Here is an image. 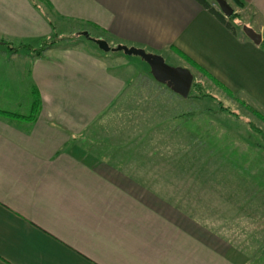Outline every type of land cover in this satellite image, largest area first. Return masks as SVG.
Returning a JSON list of instances; mask_svg holds the SVG:
<instances>
[{
    "label": "crops",
    "instance_id": "obj_1",
    "mask_svg": "<svg viewBox=\"0 0 264 264\" xmlns=\"http://www.w3.org/2000/svg\"><path fill=\"white\" fill-rule=\"evenodd\" d=\"M241 1L246 25L263 40L264 0ZM59 23L61 35L84 24L109 43L173 58L175 68L208 75L234 106L264 117V46L231 32L196 0H0V86L11 89L18 74L30 98L27 114L0 108L13 115L0 114V264H253L245 244L232 241L228 205L210 223L188 209L232 195H204L199 179L171 177L169 164L148 161L150 133L138 134L150 128L148 117H138L141 125L132 119L127 128L136 129L121 128L127 117L109 129L131 89L109 63L121 57L65 39L39 52ZM166 118L183 139L178 147L212 155L211 175L241 186L242 201L253 186L264 188V147L251 134L215 124L225 117H198L192 137L186 117ZM235 132L224 146L220 139Z\"/></svg>",
    "mask_w": 264,
    "mask_h": 264
},
{
    "label": "rangeland",
    "instance_id": "obj_2",
    "mask_svg": "<svg viewBox=\"0 0 264 264\" xmlns=\"http://www.w3.org/2000/svg\"><path fill=\"white\" fill-rule=\"evenodd\" d=\"M208 1L212 2L213 6L219 10L218 5L214 0ZM226 1L232 7L233 12L235 10V13L238 14L239 17L238 19L234 20V23L238 32L244 34L242 31V26L246 25V22L249 21V15L246 16L244 14H250V11L240 9L231 0ZM255 26L258 27L259 25L256 24ZM61 29L62 25L60 23L55 26L54 34L52 35L49 42H51L52 39H54L56 42L58 40L65 39L69 41V43H81L82 47L85 49H93L94 51L102 54L107 53L108 55H111V57H115L114 55H117L122 59L117 61L111 60L109 63L114 72L121 73L126 79H130L131 89L128 92L126 97L127 99L123 100V104L117 108V112L120 113V117L117 115V117L110 118H113L114 122H112V120L109 122V129L112 125H118L117 123L121 122V120L125 119V117H127L129 122H125V120L122 121L121 128H123L125 125L127 128L130 122H139L138 117H148L150 120L149 124L151 125L150 128L152 130L149 131L150 128H147L143 125L138 132L139 135H146L150 133L149 137L144 139L147 141V143L144 144L149 147L152 152L148 156V161H153V163L158 165L169 164L170 169L172 168L170 173L171 177H184L188 180L190 178H193L194 180L196 178L199 179L203 183L202 188L204 195H210L211 193H219L218 196H220V194L232 195L234 199H232L229 203L221 202V200L214 203L210 199L209 201H204L202 204L197 205L196 207L195 203H193L192 206L189 205L188 209L192 210L194 213L195 211H197V213L198 211H202L199 216L206 217L205 221L210 223L212 220L211 218L216 217L215 212L218 211L220 215H224V211L228 205L230 210L228 225L229 228H231L230 236L232 241L239 244H245V251L249 254V258H251V262L253 264H264V200L260 201L259 199L260 194L264 195V188L261 187V189H258L256 186L252 185V189L256 190L255 193L253 194L252 190L248 191L250 194L246 191L244 193L246 201H242L243 196H238L242 194L241 186L223 185L222 181L224 180L218 179L217 177L211 175L212 155L191 154L193 147L191 148L188 145L186 147H178L179 139L174 136L173 132L168 131L170 127L169 125L172 123L168 121L165 122L167 119L166 117H186L184 120L186 131L188 136L193 137L195 133V127L197 126L198 128V125H200L199 122H197L199 121L198 117H225L221 118L215 124L223 127H234L233 124L235 123V131H246L248 134H251L252 143L260 144L262 147H264V134H262V132L264 133V117H262L258 111L246 104H241L242 107L234 106L232 101H228L225 98L226 96L221 94V92L218 90L216 84L213 85L211 80L206 75H201L194 70L191 72V69H187L193 77L191 84V89H193L192 91L190 89L188 95L183 97L170 89L168 85L156 81L151 74L149 65L141 57L135 55H126L123 51L110 50L108 52H104L99 49L98 45L92 41V39L102 38H99L93 29L89 28L88 26L79 23H72L66 31L68 33L62 35L60 32ZM84 32L88 33V36L92 39L83 34ZM262 35L264 38V32H262ZM107 43L111 48L117 47L118 45H124L128 48L133 47L120 43ZM157 55L162 56L167 65L171 67L178 66V63L175 59L166 56L164 57L161 54ZM11 81V89H7L6 87L1 89L0 86V95H2L0 96V108L20 114H27L29 111L30 98L28 96L29 91L26 87V83H24L23 80L19 78L18 74L11 75ZM115 112L116 110H114L113 113L115 114ZM229 114H237V116L241 115L242 117L239 116L236 117V119L228 118ZM162 117L163 119H161ZM132 119L135 120L131 121ZM138 124L141 125L143 123L139 122ZM176 124H178V122H176ZM181 124L183 125L184 122L182 121ZM211 124L210 118L205 119L203 122L204 129H207L208 133L210 134L208 135V140L204 142V145L207 146H210L212 143L211 134L213 129L210 127ZM127 129L130 130L136 128L131 127ZM161 130H164L165 133L169 132V134L158 136L161 135ZM199 132L202 133V129L199 128ZM226 134V136L224 135L220 139L224 146H226L228 142L233 143V141H235L234 137L237 135V132ZM168 135H170L169 138L167 137ZM162 142L164 143L163 148H161ZM187 143H189V139ZM179 144L183 145V139H181V143L179 141ZM185 149L186 152H184ZM261 155L263 154L261 153ZM139 156L142 158H140V161L146 160L145 155ZM260 160L261 161L258 162L261 163L262 159ZM252 161H255V159L253 158ZM173 165H179V167L183 168V171H181L180 175L179 171H176L177 169L173 171ZM200 168L204 170L199 173ZM260 173L261 176L264 177V173ZM219 177L222 176L219 175ZM214 181L218 183V186L216 184L217 187L215 186ZM257 189L260 191L258 192ZM223 224H225V221L221 217L220 226Z\"/></svg>",
    "mask_w": 264,
    "mask_h": 264
},
{
    "label": "water",
    "instance_id": "obj_3",
    "mask_svg": "<svg viewBox=\"0 0 264 264\" xmlns=\"http://www.w3.org/2000/svg\"><path fill=\"white\" fill-rule=\"evenodd\" d=\"M218 5L220 12L225 17H230L233 14V9L226 0H214ZM244 35L250 39L254 44L259 45L262 42L261 34L256 32L249 26H242ZM83 34L88 36V33ZM89 37V36H88ZM90 38V37H89ZM92 39V38H90ZM99 49L104 52L123 51L126 55H135L141 57L149 65L152 76L156 81L166 84L177 94L186 97L191 89L192 74L184 68H175L166 64L164 58L160 55L146 52L144 49L138 47H126L118 45L117 47H110V45L103 39H92Z\"/></svg>",
    "mask_w": 264,
    "mask_h": 264
},
{
    "label": "trees",
    "instance_id": "obj_4",
    "mask_svg": "<svg viewBox=\"0 0 264 264\" xmlns=\"http://www.w3.org/2000/svg\"><path fill=\"white\" fill-rule=\"evenodd\" d=\"M200 5H202L206 10H208L211 14H213L217 19H219L231 32L236 33L237 27L234 23V20L238 19V14L235 13V10L233 14L230 17H225L218 9H216L213 6V3L208 1V0H196ZM237 7L240 9L245 7V4L241 0H231ZM56 41L54 39L51 40V42H46V44L43 45L42 49L39 50V52L43 51L45 48L52 46ZM261 45L264 46V39L261 42ZM24 48L30 49L29 45H24ZM38 53V52H37ZM196 66V65H195ZM198 68V67H196ZM208 76V75H206ZM216 84H218L215 80H213ZM197 85V84H196ZM195 86V85H194ZM193 89V88H192ZM191 89V91H192ZM195 89V87H194ZM35 109V106H34ZM0 114H3L5 116H13L12 114L5 112V111H0ZM31 117H34L32 114Z\"/></svg>",
    "mask_w": 264,
    "mask_h": 264
}]
</instances>
